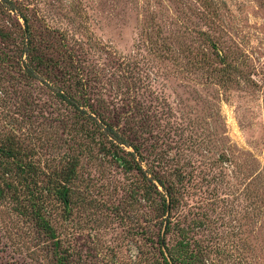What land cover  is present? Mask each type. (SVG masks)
Returning <instances> with one entry per match:
<instances>
[{
    "label": "rangeland",
    "instance_id": "1",
    "mask_svg": "<svg viewBox=\"0 0 264 264\" xmlns=\"http://www.w3.org/2000/svg\"><path fill=\"white\" fill-rule=\"evenodd\" d=\"M33 1L47 24L88 42L99 66L107 58L95 41L145 64L152 110L165 117V150L199 168L185 214L202 224L209 264H264V0ZM203 33L226 55L224 85L194 61ZM2 80L10 82L0 69V136L12 130L31 147L47 145L52 134L18 111L20 98L4 93ZM81 165L71 211L52 218L71 264H155L149 238L159 229L148 204L131 198L137 177ZM53 251L15 203L0 201V264H56Z\"/></svg>",
    "mask_w": 264,
    "mask_h": 264
},
{
    "label": "trees",
    "instance_id": "2",
    "mask_svg": "<svg viewBox=\"0 0 264 264\" xmlns=\"http://www.w3.org/2000/svg\"><path fill=\"white\" fill-rule=\"evenodd\" d=\"M35 4L0 0V69L10 79L1 83L4 93L11 89L20 98L18 111L52 136L40 147L29 146L12 130L0 136V201L15 203L53 242L56 264H71L54 212L71 211L83 160L110 164L137 177L131 198L148 204L159 229L149 238L155 264H209L211 250L199 238L202 224L197 219L188 224L185 214L188 198L199 189V168L165 150V117L152 110L145 64L95 41L107 58L106 67L99 66L88 42L47 24ZM203 36L204 50L194 61L206 79L217 75L224 85L226 55L207 33Z\"/></svg>",
    "mask_w": 264,
    "mask_h": 264
}]
</instances>
